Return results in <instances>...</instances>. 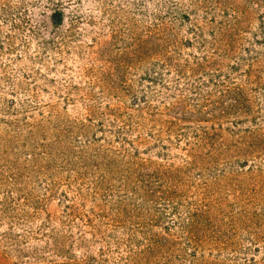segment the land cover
<instances>
[{
    "label": "rangeland",
    "instance_id": "rangeland-1",
    "mask_svg": "<svg viewBox=\"0 0 264 264\" xmlns=\"http://www.w3.org/2000/svg\"><path fill=\"white\" fill-rule=\"evenodd\" d=\"M258 1L0 0V264H264Z\"/></svg>",
    "mask_w": 264,
    "mask_h": 264
},
{
    "label": "trees",
    "instance_id": "trees-1",
    "mask_svg": "<svg viewBox=\"0 0 264 264\" xmlns=\"http://www.w3.org/2000/svg\"><path fill=\"white\" fill-rule=\"evenodd\" d=\"M257 4L259 5L260 9L263 11V22H262V26L264 29V0H259L257 2ZM59 17V16H58ZM250 148L252 149V151L255 152H259L258 156H264V137H259V138H252V141L250 142ZM135 173H139L140 175V181L144 182L147 178H151L152 174H141L142 171H134ZM155 173V172H154ZM169 175H173V174H169ZM149 184V188L145 189V197L147 198H151L150 200H152L154 193L150 194V190L152 187H150V183H146V185H144L145 187H148ZM169 190V188H168ZM163 191L161 192L162 196H156V201H161V203H159L160 206L163 207L162 211H165V216H173L176 217L177 216V209L178 206L176 204V200L175 198L177 197L176 194L172 191ZM178 224L175 220L172 221V225L170 227L167 226V230H168V237H161L160 239H154L153 241V245L150 248L151 252H145V253H141V254H130L129 258L126 259L125 262L121 263V264H142L145 263L146 261L150 260L151 256L158 252L161 251L163 252V250H165V245L168 241V243L173 244L176 241V237L174 235H172L169 230L171 229H178ZM161 244V246L163 247H159V245ZM156 263V262H154ZM156 264H161L159 262H157ZM163 264V263H162Z\"/></svg>",
    "mask_w": 264,
    "mask_h": 264
}]
</instances>
